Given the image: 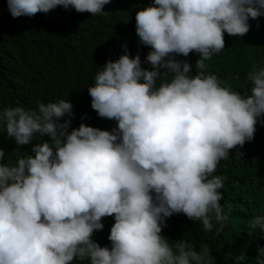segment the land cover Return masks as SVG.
I'll list each match as a JSON object with an SVG mask.
<instances>
[{
	"label": "clouds",
	"instance_id": "9594fccd",
	"mask_svg": "<svg viewBox=\"0 0 264 264\" xmlns=\"http://www.w3.org/2000/svg\"><path fill=\"white\" fill-rule=\"evenodd\" d=\"M110 2L6 0L13 18L57 6L108 15ZM261 16L264 0H153L138 10L135 33L150 49L151 70L125 46L88 87L91 109L116 122L110 131L83 123L69 131L71 119L60 122L72 116L68 100L0 105L7 137L32 144L31 154L17 150L7 162L0 148V264H214L207 246L198 252L192 241L170 244L161 233L174 214L200 221L205 233L222 231L226 177L214 173L254 139L264 116V67L253 63L247 73L248 95L208 72L206 62L224 50L225 33L242 37L249 19ZM190 53L200 57L195 74L175 58ZM105 217H114L110 247L93 240ZM257 227L264 231V217L250 221Z\"/></svg>",
	"mask_w": 264,
	"mask_h": 264
},
{
	"label": "trees",
	"instance_id": "16d2710c",
	"mask_svg": "<svg viewBox=\"0 0 264 264\" xmlns=\"http://www.w3.org/2000/svg\"><path fill=\"white\" fill-rule=\"evenodd\" d=\"M152 4L153 0H111L103 8L108 15L92 16L57 6L47 14L13 18L6 0H0V105L35 109L40 102L68 100L73 106L72 116H65L60 122L71 119L69 131L81 123L110 131L116 122L98 117L91 109L88 87L94 84L98 68L108 60L119 59L125 46L131 57L140 55L142 68L151 70L145 62L150 49L139 43L135 33V15ZM248 23L249 32L242 37L225 33L224 50L206 63L208 72L216 74L233 90L250 95L252 85L243 88L247 73L253 63L264 67V16L249 19ZM175 58L190 63L191 73L195 74L198 54ZM236 75L240 80L232 79ZM0 148L7 162L14 151L31 154L32 144L17 146L0 128ZM214 175L226 177L220 190V204L226 217L222 231L205 233L200 221L174 214L166 219L167 226L161 234L170 244L190 240L198 252L207 246L214 264L264 261V231L250 228L254 217H264V116L256 124L254 139L231 150ZM101 222L104 227L93 234V240L101 247H110L108 235L114 217L102 218ZM241 256L243 259H239Z\"/></svg>",
	"mask_w": 264,
	"mask_h": 264
}]
</instances>
